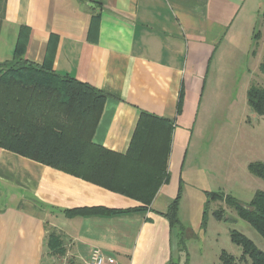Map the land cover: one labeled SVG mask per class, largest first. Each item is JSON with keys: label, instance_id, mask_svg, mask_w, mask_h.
Returning <instances> with one entry per match:
<instances>
[{"label": "crops", "instance_id": "0c3cea01", "mask_svg": "<svg viewBox=\"0 0 264 264\" xmlns=\"http://www.w3.org/2000/svg\"><path fill=\"white\" fill-rule=\"evenodd\" d=\"M1 3L0 63L12 61L20 46L25 60L107 94L93 143L127 153L143 112L175 127L169 182L143 210L132 198L0 148V264H57L48 248L51 232L61 237L62 260L70 264H86L97 249L120 264L176 260L174 245L179 253L187 231L171 226L165 215L185 183L208 77L229 62L231 51L245 55L253 48L262 0ZM259 33L257 48L264 36ZM98 207L123 212L87 217L65 212Z\"/></svg>", "mask_w": 264, "mask_h": 264}, {"label": "trees", "instance_id": "16d2710c", "mask_svg": "<svg viewBox=\"0 0 264 264\" xmlns=\"http://www.w3.org/2000/svg\"><path fill=\"white\" fill-rule=\"evenodd\" d=\"M22 52L19 46L12 61L0 63V148L132 198L141 203V210L149 208L158 190L170 179L167 164L173 123L140 113L127 153L109 151L92 142L107 94L69 75L58 74L51 66L27 61ZM260 72L264 76V59ZM246 97L250 110L264 117V87L252 83ZM248 169L264 180V162L250 163ZM181 189L182 182L165 215L173 227L180 225L177 215ZM206 195L211 202H225L264 239L263 191H257L249 203L222 192ZM65 212L87 217L123 211L98 207ZM213 215L219 221L226 220L224 208ZM230 240L243 250L239 262L264 264V252L245 235L233 230ZM63 246L56 232L49 233L48 248L53 255L63 253ZM220 254L221 264H238L229 253ZM169 264L180 263L173 260Z\"/></svg>", "mask_w": 264, "mask_h": 264}, {"label": "rangeland", "instance_id": "374dc122", "mask_svg": "<svg viewBox=\"0 0 264 264\" xmlns=\"http://www.w3.org/2000/svg\"><path fill=\"white\" fill-rule=\"evenodd\" d=\"M262 2L254 24L257 34L260 31L264 34ZM252 41L253 48L248 54L231 51L227 66L224 64L217 72L210 71L208 77L182 176L185 183L181 189L177 230L183 227L187 232L183 231L179 253V244L177 248L174 245L175 259L180 264H185L187 258L188 264H221L223 251L243 264L239 262L242 248L230 240L233 230L245 235L264 252V239L248 222L239 218L225 202H211L206 195L222 192L249 203L257 191L264 192V180L248 169L250 163L264 162V117L250 110L245 84L248 78L251 80L248 70H253L264 58V36L259 48L256 38ZM253 71L250 84L264 87L260 69ZM220 208L225 209L226 220L219 221L213 215ZM64 255L65 247L63 253L55 255L57 264H70V260H62Z\"/></svg>", "mask_w": 264, "mask_h": 264}, {"label": "built area", "instance_id": "2783aa9c", "mask_svg": "<svg viewBox=\"0 0 264 264\" xmlns=\"http://www.w3.org/2000/svg\"><path fill=\"white\" fill-rule=\"evenodd\" d=\"M86 264H120L115 258L103 253L101 250H93Z\"/></svg>", "mask_w": 264, "mask_h": 264}]
</instances>
